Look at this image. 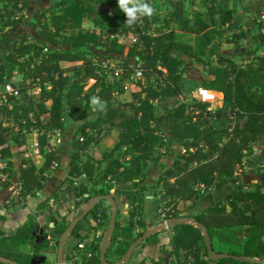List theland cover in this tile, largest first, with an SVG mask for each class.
Wrapping results in <instances>:
<instances>
[{"label": "trees", "instance_id": "1", "mask_svg": "<svg viewBox=\"0 0 264 264\" xmlns=\"http://www.w3.org/2000/svg\"><path fill=\"white\" fill-rule=\"evenodd\" d=\"M170 1L173 10L160 19L158 6L148 0L156 9L150 18L159 24L149 32L146 18L144 33L130 45L116 36L135 32L134 27L124 23L126 17L116 0H57L35 21L36 36L29 39L25 34L20 35L6 53L5 61L0 62V86L9 70L22 75L14 85L22 97L8 96L10 106L0 103V117L4 120L0 121V153L11 165L14 156L10 142L17 147L24 144L25 137L20 132L8 134L15 127L28 132L37 129L39 149L44 152L39 168L21 160L20 197L33 196L45 185L48 180L45 172L53 162L59 161L58 148L56 151L46 148V135L63 132L67 119L76 125L72 131L68 184L61 182L58 189L72 194L77 210L71 219H56L47 229L30 215L12 230H0L1 257L18 264H45L44 260L40 261L41 250L47 249L51 241L57 248L60 236L86 203L112 190L114 198H125L128 205L124 217L116 210L115 227L105 252L107 263L119 261L152 228L143 215L147 186L142 182L155 166H160L154 186L161 188L159 207L164 208V219L193 217L205 226L214 251V239H217L227 249L216 252L264 261V180L250 189L237 174L244 158L253 153V144L264 137V56L256 55L245 65L237 66L229 56L209 48L222 36L224 27H231L234 8L213 4L206 12L189 17L180 0ZM25 6L27 0H0V32L20 22L22 14L17 15ZM97 7L105 11L97 12ZM94 13L97 15L92 17V27L84 28V19ZM174 26L184 34L194 35V44L178 40ZM258 27L264 38V23L259 22ZM244 36L240 31L226 42L236 44ZM178 52L197 63L203 61L207 52L208 56L217 57V66L206 71L210 78L200 73L190 78L187 74L193 71L188 70L187 62ZM98 53L102 57H120L125 66L120 80L106 81L99 74L91 61ZM62 62L68 66H62ZM137 64V81L129 83L130 100L116 101L115 97L124 92L123 82ZM90 80L93 82L88 86ZM37 84L39 92L28 94ZM199 86L221 92L222 106L208 109L207 103L180 99L182 93ZM93 96L107 102L105 112L93 111L90 105ZM166 99L172 104L164 108L162 122L172 140L177 144H195L179 150L169 166H162L167 151L162 149H166L167 142L155 121L156 108ZM217 100L220 101V95ZM113 129L122 133L115 145L103 152L100 159L89 155L88 149ZM258 159L264 165V144ZM6 187L7 184L0 190ZM182 202H191L190 208L200 202L202 209L182 215L178 209ZM45 203L41 202L40 206ZM110 215V205L105 200L98 201L69 233L68 236H73L83 231L79 238L83 241L90 232L102 230L98 238L86 244L83 264H101L99 248ZM94 221L96 225L92 224ZM37 226L41 233L35 231ZM136 228L139 231L134 235ZM169 231L170 249L164 257L152 260V264H264L230 257L213 262L197 227L179 223ZM159 232H152L140 244L158 243ZM70 259L73 256L65 253L63 264H70ZM125 263L145 264L144 260L133 262L132 257Z\"/></svg>", "mask_w": 264, "mask_h": 264}, {"label": "rangeland", "instance_id": "2", "mask_svg": "<svg viewBox=\"0 0 264 264\" xmlns=\"http://www.w3.org/2000/svg\"><path fill=\"white\" fill-rule=\"evenodd\" d=\"M55 1L57 0H27V6L24 7L21 13H18L17 16L22 14V18L20 22L12 27L7 28L5 31L0 32V62L5 61V55L10 49L13 47L14 43L18 40L19 36L22 34H25L28 36L29 39H32L34 36H36V29H34L33 25L35 21L38 19L40 13L44 10H46L49 6H51ZM151 2L155 3L157 7V13L159 15V18L162 19L164 17H167L168 14L173 10V6L171 4L170 0H150ZM183 6V9L185 10L186 14L189 17H192L196 12L204 13L206 12L207 8L210 5H219L223 4L225 6H228L230 8H234L235 12L233 14V20L234 22L231 24V27L227 28L224 27L222 36L217 37L209 48L213 50H217L221 54L225 56H229L232 58L237 66H243L247 63L248 60H251L254 56L260 55L264 56V38L260 34V30L258 27L259 22L264 23V0H180ZM105 9L102 7H97V12H104ZM97 13H94L91 15V17H87L84 19L83 26L84 28L88 29L92 27V17L96 16ZM159 23H154L152 19H149V26L150 30L149 32H152L154 28L158 26ZM161 24V22H160ZM175 28V26L173 27ZM240 31L244 32L245 36L240 38L236 44L234 43H228L226 40L231 37L232 34H238ZM175 32L177 35V39L183 42H187L190 44H194V35L191 34H184L177 30L175 28ZM100 50V49H99ZM94 51V50H93ZM99 54V53H98ZM178 56H180L185 62H187V66L190 70L193 72L191 75L187 74L190 78H195L198 76V73H200L205 78H210L209 75L206 74V71L209 68H213L217 66V57L216 56H208L207 52L206 55L203 57V61L200 63L194 62L192 59L185 56L183 53L178 52L176 53ZM94 57H102L99 55H95ZM108 59L112 61H122L120 57L110 55L106 56ZM190 59V60H189ZM132 64V60L129 61ZM62 66H68V63H61ZM133 66V65H132ZM186 75V74H184ZM21 73L16 70H9L7 72V75L5 76L4 83L0 86V92L4 89L5 85H10L11 87H14V85H17L21 80ZM93 81H88V86ZM128 88L123 89L124 92L120 95H117L115 98L118 102H126L129 101L131 98V92H129V85H127ZM40 89V87L38 88ZM187 90V89H186ZM194 90L191 91H185V94H181L182 97L181 100H184L186 102L194 103L196 100L191 98L190 95H192ZM36 93V91H35ZM22 96L20 95L19 98ZM220 99H222V95H220ZM223 102V101H222ZM50 102H47V105ZM172 101L170 99H166L164 101H161L158 107L156 108V121L155 124L160 127L161 129H165L163 131L164 137L166 139V149L163 148L162 150H167L164 155L165 157L162 158L161 165L162 166H169L172 162V159L176 152L183 151L187 146L193 145V143H187L184 145H177L172 140L170 136L169 129L167 127H163L162 122V113L165 107L171 106ZM215 108H219L222 106V103H217V105H214ZM0 121L4 122V120L0 117ZM3 125H7V123H3ZM76 124L72 123L71 121L66 119V129L64 132L60 133V143L57 146L52 147L53 151L57 148H61V163L60 167L53 166L49 171H55V177H58L59 173L62 171L63 167L67 166L68 164V156L69 153L72 150L71 146V138H72V131ZM15 130H10L8 134H14ZM33 132L29 131L28 133L24 134L25 142L21 147H17V145L14 142H10L14 154L18 155L19 153H23V159L27 162L32 163L34 160H39L40 164L44 161V157H38V159H35V155L39 152L38 149L35 147V143L37 142V135H32ZM54 135L57 134V132L53 133ZM23 135V134H22ZM122 133L119 129H113V132L109 131L107 135H105L101 141L94 145L93 147L88 149V154L93 156L95 159H100L102 157V153L108 151L111 149L115 143L120 139ZM264 144V137L260 138L253 144V153L250 155H247L244 158V164L241 169L237 171V174L240 177V180L246 184L250 189L253 188L252 185L260 183L264 180V165L263 162L259 161V155L262 149V146ZM44 152H42V155ZM28 156V157H26ZM38 162V161H37ZM105 163H103L104 165ZM160 168V167H159ZM51 172H48L51 174ZM47 174V173H46ZM57 178L49 179L46 181L45 186L39 190L35 196L30 202V205L32 206V203L34 204L37 200H43L45 199L51 191L54 189L53 186L56 184ZM64 185H67V179H63L62 181ZM75 184V183H74ZM153 188V195H159L161 197V188L158 186H152ZM248 188V189H249ZM62 194H60L59 197H57L55 202H63L65 203L64 206L61 209V212L58 214L60 217H65L67 219L71 218L73 214L77 211L76 210V200L73 198L71 193H67L65 191H60ZM113 191H110V194L112 195ZM113 196V195H112ZM114 198V197H113ZM114 199H117L116 206L119 209V215L121 217H124L121 213L122 210L125 209L124 204L121 202L120 197H116ZM16 200V197L14 198ZM161 202V199H160ZM160 202L158 205V208L156 209L155 216L156 221L155 223L151 222V225L155 227L162 226L164 222L159 221L162 220V218L159 216V210H160ZM106 204H109V202L105 201ZM152 203H155V200L152 199L148 195V202L147 206H151ZM190 204L191 202H182L179 204L178 209L180 210V213L186 214V212H192L190 210ZM17 205V204H14ZM19 205V204H18ZM54 205V204H53ZM87 205V203H86ZM85 205V207H86ZM54 206L49 205L50 211H52V208ZM84 207V208H85ZM128 208V205H127ZM163 208V207H161ZM28 210V209H27ZM57 210V209H56ZM57 212V211H56ZM64 213V214H62ZM126 216V215H125ZM161 218V219H160ZM48 226L49 224H45ZM153 227V228H155ZM152 229V228H151ZM166 230V229H165ZM169 230V229H167ZM214 247L215 250H225L227 249L226 245L220 244L217 239H214ZM165 254V253H164ZM137 261V260H135ZM133 261V262H135Z\"/></svg>", "mask_w": 264, "mask_h": 264}, {"label": "crops", "instance_id": "3", "mask_svg": "<svg viewBox=\"0 0 264 264\" xmlns=\"http://www.w3.org/2000/svg\"><path fill=\"white\" fill-rule=\"evenodd\" d=\"M215 92L218 95H223L221 92H217V91H215ZM163 127H164V125H163ZM162 131H165V129H162ZM110 132L112 134L113 130H111ZM60 133L61 132H57V134H58L57 137L60 136ZM32 135H34V136L37 135V140H38V134L33 132ZM191 143L195 144L194 142H191ZM175 144H177V143H175ZM185 144H187V143H185ZM177 145H184V144H177ZM58 150H59V148H58ZM61 150H62V146L59 150V161L55 162V166H58V164H59L58 168L60 167V163H61ZM12 152H13V149H12ZM71 152H72V150H71ZM71 152L69 153V156H68L67 166L63 167V169L59 173L58 177H55V175H54L55 171L58 168L52 172L49 171L51 168H53V166H51V168L45 172V174L47 173L46 175H48V180L53 179V178H57L56 184H55V186H53L54 189L51 191V193L45 199L40 200V201L37 200L34 204L32 203V206L30 205L31 200L33 198H35L37 192L39 190H41L45 185L41 189L37 190L33 196H27L25 199H23L22 197L20 198V197L15 195V193H14L15 187L14 186L16 185L15 181L19 178V169L21 168V160L23 159V155H22L23 153H19L18 155H16L13 152L14 157L11 160V165H9L11 178H12V181H11L12 185H10L7 188L0 190V230H3V231L12 230V229L16 228L17 226H19L20 224L24 223L26 221V219L28 218V216H30V215H34L36 217L37 221L39 222V225L44 226L45 229L51 227L54 220H56V219L58 220V219L62 218V217L59 218L58 214L61 212V209L65 203L60 202V201L55 202L54 200H56L57 197H59L60 194H62L60 192L61 190H59L58 188L60 187V184L63 181V179L64 178L66 179V177L68 176V171L70 168ZM35 157H36L35 159H38V157H41V158L43 157L40 150L35 155ZM32 163L36 166V168H39L43 162L40 164L39 160H34V161H32ZM159 167L160 166H155L149 172V174L147 175V178L142 182V184L147 186V189L144 191V212H143V215H144V219L150 223L151 222L152 223L157 222L156 217H158V216H156V217H154V216H155L156 209L158 208V205H159V202L161 199V197L158 194L153 195V190H152L153 188H151L157 181V177L159 174ZM48 172H51V174ZM45 184H46V182H45ZM54 191H55V194H54ZM148 195L150 197H152V199L155 200V203L154 204L152 203L151 206H147ZM15 197H16V200H14ZM120 200L124 204V207H125V209L122 210L121 213L123 216H125L127 214V200L125 198H121ZM43 201H46V203L44 206L41 207L40 204ZM14 204H17V205H14ZM49 205L54 206L52 208V211H50ZM200 209H202V203L197 202L194 205H192V207L190 208V210L192 212H186V214L187 213H193V212L200 210ZM62 214H64V213H62ZM71 218H69V219H71ZM159 221H161V220H159ZM47 223L49 224L48 226L45 225ZM92 224L96 225V222L94 221ZM153 227H155V226L153 225ZM153 227H152V229H153ZM101 231L102 230H100L98 228L97 230L90 232L88 237L86 239H84L83 241H79V238L82 236L81 234H84L83 231H80L73 236H67V238L63 242L62 260H63L65 253H67V254H71L73 256V259H70V261H71L70 264H83L85 262V260H82V259L85 256L84 250L86 249V244L88 245V243H90L93 239L98 238ZM138 231H139V229L136 228L134 235ZM159 238H160V241L156 244H140L144 240V239H142L140 241V243L130 253V258L132 257V261L144 260L145 264H152L151 263L152 260H157L160 257L161 258L164 257V255H165L164 253L168 249H170V246H169L170 231L167 229L166 230H160ZM78 242L82 244V247L76 246V244ZM71 248H73V249L69 253V250ZM73 251H75V254H72ZM40 253H41L40 261L44 260L45 264H58V246L56 248L54 241H51L50 246L45 250H41ZM122 264H132V263H125L124 262Z\"/></svg>", "mask_w": 264, "mask_h": 264}, {"label": "built area", "instance_id": "4", "mask_svg": "<svg viewBox=\"0 0 264 264\" xmlns=\"http://www.w3.org/2000/svg\"><path fill=\"white\" fill-rule=\"evenodd\" d=\"M146 18L147 20L150 19V17H142L140 20L137 21V23L133 26L135 32H132L130 34H117V38L120 42H127L128 44L132 45L134 44L138 37L139 34H143L144 33V27L146 25ZM92 63L97 67L98 72L100 75L105 76V80L106 81H118L120 80V78L122 77L123 73L125 72V66L123 64L122 61H112L110 59H108L107 57H94L91 59ZM139 64H137L136 66L132 67L131 72L129 73L127 79L123 82V89L128 88L127 85H129L130 82H136L138 75H139ZM160 68V67H159ZM163 71H165V69H162ZM40 86L37 84L36 86H34L33 88H31L30 90L27 91L28 94H37L39 92L40 89H38ZM36 91V93H35ZM184 94V93H183ZM14 96L16 98H19L20 95L18 94V92L14 89V87H11L10 85H5L4 89L2 90V92H0V103H7L10 106V102L8 99V96ZM191 98L195 99L197 102H202V103H207L208 109H215L214 105H217V103H222L223 101V95H222V99H220V101L217 100L216 97V92L214 90H210L204 87H197L196 89H194L192 95H190ZM182 97V95H180V98ZM29 117H32V114L29 113ZM15 131L20 132L21 134H26L28 133L27 129L22 128L20 129L19 127H15L14 128ZM32 132L38 134L37 129L32 130ZM58 134L54 135L53 133L48 132L46 135V143H47V149L48 146L50 147L48 150H52L54 146H57L60 143V138L57 137ZM35 147L36 149H39V145H38V140L35 143ZM28 157V156H26ZM9 159L7 157H4L1 155L0 153V188L5 186L7 184V187H9L12 181L11 178V173H10V168H9ZM55 165V162L52 163V166ZM83 176V175H81ZM16 185L14 193L16 196L20 197L19 195V190L21 187V180L20 178H18L15 181ZM6 187V188H7ZM21 198V197H20ZM159 216L162 218V222H164V224L167 223V219H164V208H160L159 210ZM96 222V221H95ZM77 247H82L81 243L77 244ZM72 254H75V251L72 252ZM89 257L90 254H87Z\"/></svg>", "mask_w": 264, "mask_h": 264}, {"label": "water", "instance_id": "5", "mask_svg": "<svg viewBox=\"0 0 264 264\" xmlns=\"http://www.w3.org/2000/svg\"><path fill=\"white\" fill-rule=\"evenodd\" d=\"M105 200L107 202H109L110 205V210H111V215H110V220H109V225L107 230L104 232L102 240H101V244H100V248H99V257H100V263L101 264H122L124 262H126L129 258H130V253L131 251L140 243V241L142 239H144L146 236H148L149 234H151L154 231H160V230H165V229H170L171 227H173L176 224L179 223H190L193 226L197 227L200 232L201 235L204 238V242H205V246L209 252V259L211 261H217L221 258H226V257H230L232 259H235L237 261H255V262H264L262 260L259 259H255L253 257L250 256H245V255H230L227 253H221V252H216L212 249L211 247V242L208 236V233L206 231V228L204 225H202L201 223L197 222L193 217L190 216H178L176 218L173 219H169L167 220L166 224H163L162 226H157L153 229H150L149 231H147L146 233H144L141 237H139L129 248V250L127 251V253L117 262L115 263H107L105 260V252H106V248L108 246V240L111 237L114 227H115V219H116V210H117V206H116V201L113 198V196L111 194H100L97 196L92 197L86 207L84 208V210L77 216H75L71 222L69 223V225L67 226V228L65 229V231L63 232V234L60 236L59 238V242H58V264H63V260H62V247H63V242L64 240L67 238V236L69 235V233L74 229V227L76 226L77 222L83 218L85 216L86 213L90 212L93 207L96 205V203L98 201H102ZM36 232L41 233V230L39 228V226L36 227L35 229ZM47 237L46 235L44 236V238ZM0 263L2 264H18L8 258H4L0 256Z\"/></svg>", "mask_w": 264, "mask_h": 264}, {"label": "clouds", "instance_id": "6", "mask_svg": "<svg viewBox=\"0 0 264 264\" xmlns=\"http://www.w3.org/2000/svg\"><path fill=\"white\" fill-rule=\"evenodd\" d=\"M118 8L124 13L125 24L132 28L142 17H152L156 14V9L148 0H116ZM90 105L93 111L105 112L107 102L98 96L90 98Z\"/></svg>", "mask_w": 264, "mask_h": 264}, {"label": "bare ground", "instance_id": "7", "mask_svg": "<svg viewBox=\"0 0 264 264\" xmlns=\"http://www.w3.org/2000/svg\"><path fill=\"white\" fill-rule=\"evenodd\" d=\"M218 96V94L216 93V97Z\"/></svg>", "mask_w": 264, "mask_h": 264}]
</instances>
